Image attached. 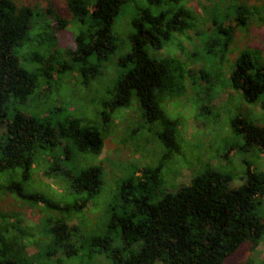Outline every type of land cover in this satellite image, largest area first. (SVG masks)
Listing matches in <instances>:
<instances>
[{
    "label": "trees",
    "instance_id": "1",
    "mask_svg": "<svg viewBox=\"0 0 264 264\" xmlns=\"http://www.w3.org/2000/svg\"><path fill=\"white\" fill-rule=\"evenodd\" d=\"M144 2L146 6L141 5ZM187 3L66 0L61 7L51 0L47 23L38 26V13L32 7L0 0V176L21 170L22 177L29 179L40 158L46 157V174L52 177L58 171L70 192L77 195L73 203L59 204L39 190L26 191L18 180L0 181V197L66 213L64 221L48 229L53 241L52 250L44 253L47 262L49 255L63 258V252L73 251L78 241L76 227L70 222L92 197L109 196V189L123 201L122 213H113L107 228L109 233L111 229L118 232L116 243L110 235L105 237L112 264H225L243 247L255 250L263 242L264 173L252 165H247L244 178L237 179L242 181L238 186H231L233 175L207 168L189 183L176 185L175 190L165 187L163 171L174 155L180 154L181 135L179 122L162 104L186 96L191 76L186 65L181 66L171 55L157 59L152 54L165 49L173 39L180 44L175 54L185 53L182 42L193 41L188 34L195 25L194 12ZM129 4L136 14L127 21L124 33H118L116 22L125 16ZM234 7L232 15L239 25L247 24L256 13L254 8L244 11ZM229 17L227 11L220 21H213L218 38L197 34L200 38L194 45L202 41L205 46L218 47L228 59L233 37L224 21ZM65 32L74 39L70 59L61 62L54 54L53 62L44 63L46 48ZM179 38L182 41L175 40ZM251 50L256 55L244 51L235 59L232 75L224 78L228 83L222 88L238 93L239 104L264 110V53ZM57 82L58 90L71 83L75 96L83 93L79 103L84 107L90 103L96 111L94 118L60 121L52 111L47 116L53 106L50 99L58 96L52 94ZM75 96L72 100L78 105ZM135 106L144 116L145 126L133 123L132 135L122 138L121 144L137 145L139 135L150 133L151 125L157 127L163 152L155 165L139 168L135 163L122 164L119 174L110 178L99 163L105 139L116 128L117 111ZM230 130L244 141V152L256 146L264 156V125L238 114L230 120ZM53 155L75 168L68 171L59 162L50 165ZM95 157L96 165L92 163ZM80 163L84 167L79 169ZM128 169H132L130 173ZM84 194L87 198L81 196ZM12 211L0 209V264H39V257L28 256L24 242L28 234L23 221L12 222Z\"/></svg>",
    "mask_w": 264,
    "mask_h": 264
},
{
    "label": "rangeland",
    "instance_id": "2",
    "mask_svg": "<svg viewBox=\"0 0 264 264\" xmlns=\"http://www.w3.org/2000/svg\"><path fill=\"white\" fill-rule=\"evenodd\" d=\"M50 1L16 0L18 5L32 7L38 13L36 20L38 26L43 21L47 23V7ZM52 1L64 7L66 0ZM186 3L195 16V25L188 34L194 38H192L193 41L197 42L199 40L200 37H197V34L204 33H206L205 36L211 35L218 38L213 21H220L229 11L231 18L229 17L224 21V26L232 29L233 42L228 59L225 58L226 56L222 57L219 53L221 49L218 47L212 48L209 44L205 46L202 41L195 46L192 40L191 43H188L186 39L182 42L185 53L175 54L180 44L173 39L165 49L152 54L157 59H163L171 55L181 63V66L186 65L191 76V85L186 96L175 100H166L162 104L168 115L179 122L181 135L179 139L181 152L174 155L168 167L163 171L165 187L175 190L178 187L176 185L189 183L196 173L199 174L207 168H218L222 173L233 175L235 178L231 186H238L242 181L239 182L237 179L244 178L247 165L250 164L259 172L264 173V156L256 146L245 152L242 150L244 141L235 136L230 130V120L238 114H244L254 123L264 125V110L260 106L252 107L239 104L238 93L229 89L230 87L222 88V86L226 82L225 79L232 75L236 63L235 59L244 51L255 54L251 49H259L264 53V0H186ZM141 5L146 6L147 2L141 3ZM234 5V10L238 8L239 10L248 11L254 8L256 13L250 15L247 24L239 25L232 15L231 8ZM126 9L125 16L123 15L124 17L116 22L115 29L118 33H124L127 21L136 14L133 5L129 4ZM51 26L57 27L54 22L51 23ZM72 37L71 33H61L57 43L48 49L46 48V53L42 54L44 63L49 62L54 54L58 56L56 58L60 59L61 62L69 60V48L73 47L74 40ZM175 40L182 41V38ZM205 41L209 42L208 37L205 38ZM34 47L38 48L36 44ZM205 52H212V54L204 55ZM43 65L45 66V64ZM204 75L209 76V79ZM72 78V76L69 77V79ZM58 86L60 88L59 82L53 85L52 94L56 93L58 96H52L50 99L53 106L47 112V116L52 111V116L60 121L72 117L94 118L96 111L92 109V105L88 103L84 107L79 103L81 101L79 98L83 97V93L76 92L77 95L75 96L71 83L64 84L60 90L57 89ZM73 95L76 98L78 97V105L72 100ZM137 108L135 106L127 110H118L116 113V117H118L116 128L114 124H111L115 130H112L105 139V147L99 157V163L110 178L119 174L120 165L122 164L135 163L139 168L155 165L161 152H163L159 146L157 127L151 125L150 133L145 131V133L139 135L137 145L124 146L121 144L120 140L122 138L125 139L127 136L132 135V131L135 129L133 123L139 124L141 127L145 126L146 120ZM97 124H100V122H97ZM60 158L61 156L53 155L50 165L59 162L68 171L75 168L66 161H60ZM96 162L95 157L92 163L96 165L98 164ZM80 164L79 169L84 167L82 163ZM48 166L49 160L46 157H41L36 168L32 170L29 179L23 178L22 171L19 170L17 173L10 171L5 173V176H0V181L18 180L23 182L26 191L39 190L59 204L73 203L77 195L70 192L65 177L59 174L58 171L54 172L52 177H49L46 174ZM125 177L126 174L120 179L124 180ZM108 193L109 196L107 197L103 194L92 197L89 205L76 213L74 220L70 222L76 227L78 241V245L75 248L73 247V251L63 252V258H60L59 254L46 255L48 256V262L44 259V253L52 250L50 248H52L53 241L48 229L56 223L64 221L63 217H66V213L51 211L33 203L17 202L9 196L0 197V209L4 211L14 210L11 212L12 215H15L11 217L12 222L16 220L23 221V227L28 234V237L24 239L27 244L28 256L39 257V264H112L107 247L108 241L105 240V237L110 235L113 242L116 243L118 232L111 229L109 233L107 228L112 214L115 212L117 214L122 213L123 201L115 196L113 189H109ZM81 196L87 198L85 194ZM261 210L264 215V205ZM262 241L255 250L250 249L248 246L243 247L236 255L229 258L225 264H264V238Z\"/></svg>",
    "mask_w": 264,
    "mask_h": 264
}]
</instances>
